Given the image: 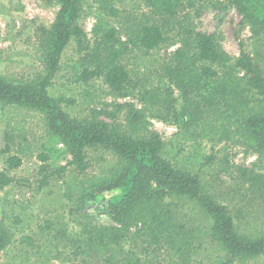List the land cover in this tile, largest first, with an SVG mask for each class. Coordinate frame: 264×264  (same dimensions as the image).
<instances>
[{"label":"rangeland","instance_id":"obj_1","mask_svg":"<svg viewBox=\"0 0 264 264\" xmlns=\"http://www.w3.org/2000/svg\"><path fill=\"white\" fill-rule=\"evenodd\" d=\"M182 1L178 14L164 20L142 0H83L78 24L85 44L93 48L101 32L113 28L115 46L127 48L119 63L135 88L115 92L101 79L76 81L85 51L71 42L49 93L69 101L62 108L71 118L115 122L122 128L126 113H115V105L131 104L142 113L146 130L157 133L165 143L167 160L198 175L206 194L230 212L240 211L242 232L264 233V196L252 197L256 195L247 190L238 172L244 168L264 175V159L236 135L235 121L223 104L218 110L207 111L196 104L194 93L184 99L163 77L178 49L192 53V47L186 49L184 42L188 31L214 35L232 59L245 51L264 73V32L245 23L222 0ZM59 8L57 0H0V76L29 81L45 74L38 30L52 24ZM150 23L161 25L165 41L144 52L129 39ZM168 87L173 91L170 106L160 95L150 100L149 93L161 94ZM173 109L201 119L179 126ZM9 155L21 159L18 168L6 169ZM41 156L46 157L44 162ZM209 158L212 162L206 161ZM70 159L64 145L49 134L40 112L0 103V172L19 181L0 191V227L8 233V242L0 249V264H213L225 259L224 250L209 237V223L187 205L180 206L169 239L155 240L157 226L139 223L127 228L116 243L90 242L87 229L116 225L101 213V207L79 206L78 199L108 175L116 159L108 152L89 149V167L84 173L67 168L62 175H55ZM44 177L47 183L42 185ZM177 220L188 232L187 243L173 239ZM244 264H264V255Z\"/></svg>","mask_w":264,"mask_h":264},{"label":"trees","instance_id":"obj_2","mask_svg":"<svg viewBox=\"0 0 264 264\" xmlns=\"http://www.w3.org/2000/svg\"><path fill=\"white\" fill-rule=\"evenodd\" d=\"M161 18H174L183 7L182 0H142ZM221 1V0H220ZM232 6L242 20L254 29L264 32V0H222ZM60 8L52 24L38 30L45 74L33 80L5 79L0 76V103L40 112L49 134L61 142L71 159L54 174L62 175L67 168L84 173L88 167L89 149L110 153L116 162L108 175L82 193L78 205H95L113 224L112 227L89 228L87 239L96 244L116 243L130 226L149 223L155 227V240L166 236L175 228L180 206H191L209 223L208 233L225 252V259L213 264H244L264 255V233L246 234L241 231L240 211L230 212L227 206L208 196L198 175L184 171L164 157L165 143L155 132L147 131L142 113L131 104H116L115 113L125 111L126 125L97 119L78 120L67 115L62 108L69 101L49 93L53 78L61 68L62 56L71 42H75L84 56L80 59L78 82L101 79L115 92L134 89L128 71L119 63L123 51L115 46L113 28L103 30L93 48L85 44L84 32L78 24L83 0H57ZM116 15L114 10H111ZM129 43L141 51L149 52L164 41L160 24L150 23L139 28ZM186 49H178L172 63L165 66L163 77L175 87L184 99L194 93L207 111L226 107L235 121V133L243 144L264 159V73L254 59L241 51L236 59L230 58L212 34L187 32ZM199 65V67H197ZM148 92L142 94L145 99ZM161 99L171 105L173 91L164 89L160 94L149 93L150 100ZM111 113V117H115ZM179 126L196 123L200 115L191 116L173 109ZM8 151V150H7ZM42 162L46 160L41 156ZM207 162H212L209 159ZM7 170L16 169L21 159L9 155ZM43 169V168H42ZM240 180L256 196H264V175L238 168ZM18 180L0 172V191ZM47 183V177L41 180ZM41 189V186L38 187ZM175 208V209H174ZM89 226V225H87ZM160 226V227H158ZM252 228V227H251ZM177 242L189 241L188 232L177 220ZM8 242V233L0 227V249Z\"/></svg>","mask_w":264,"mask_h":264}]
</instances>
